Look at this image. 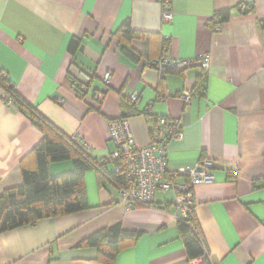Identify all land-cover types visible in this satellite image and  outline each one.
I'll list each match as a JSON object with an SVG mask.
<instances>
[{
	"label": "crops",
	"instance_id": "crops-1",
	"mask_svg": "<svg viewBox=\"0 0 264 264\" xmlns=\"http://www.w3.org/2000/svg\"><path fill=\"white\" fill-rule=\"evenodd\" d=\"M161 1L0 0V71L96 159L116 149L113 119L129 117L140 147L152 142L158 117L180 119L185 137L169 145L171 168L201 160L214 165L215 179L193 189L192 213L210 256L202 264H264V188H253L264 177V0H172L169 24L162 21ZM222 11H230V19L214 32L209 21ZM128 20L134 30L169 40L163 55L171 59L209 54L204 92L193 94L203 74L199 65L161 76L147 65L151 60L126 54L116 31ZM73 38L81 43L71 51ZM132 48L142 55L144 44L133 40ZM108 70L114 74L105 85ZM80 71L93 74L85 95L75 84ZM100 91L104 98L97 101ZM135 91L137 106L130 100ZM183 91L192 92L191 104L179 98ZM4 93L0 87V194L23 184L21 161L43 139L21 106L5 103ZM73 169L71 161L50 166L53 177ZM105 171L85 174L88 210L0 234V264H102L96 248L77 246L116 224L142 235L115 264H189L178 226L187 214L174 192L158 190L151 205L129 208L107 175L114 163Z\"/></svg>",
	"mask_w": 264,
	"mask_h": 264
},
{
	"label": "trees",
	"instance_id": "trees-1",
	"mask_svg": "<svg viewBox=\"0 0 264 264\" xmlns=\"http://www.w3.org/2000/svg\"><path fill=\"white\" fill-rule=\"evenodd\" d=\"M218 15L222 23L227 22L231 16L230 11H222ZM116 35L123 43V51L137 60L142 57L147 60L160 58L163 51L170 46V41L159 34L134 30L129 20L122 24ZM133 40L143 42L142 55L132 48ZM80 43L79 39L73 38L70 50L74 51ZM207 79L208 76L204 73L198 77L193 94L204 92ZM75 84L79 87L77 81ZM0 87L15 99L16 104L21 106L43 133V139L21 161L23 184L0 194V234L23 226L35 225L43 219L88 210L90 205L85 174L93 169L106 174V165L99 166L98 159L91 157L73 137L61 131L27 102L2 71ZM66 161L72 162L73 172L53 177L50 172L51 164ZM107 175L115 186L122 185L123 178L114 171ZM253 188H264V177L255 180ZM178 226L189 260L197 259L203 256L206 250L209 251L193 213L189 214L188 219L180 221ZM141 235L142 233L137 231H126L121 224H116L89 235L79 242L77 247L96 248L98 262L115 264L119 253L137 244Z\"/></svg>",
	"mask_w": 264,
	"mask_h": 264
},
{
	"label": "built area",
	"instance_id": "built-area-1",
	"mask_svg": "<svg viewBox=\"0 0 264 264\" xmlns=\"http://www.w3.org/2000/svg\"><path fill=\"white\" fill-rule=\"evenodd\" d=\"M161 4L162 21L164 24H169L174 17L172 0H162ZM240 9L248 12L250 7L247 4H241ZM209 26L214 32L221 31V17L216 14L210 19ZM147 65L157 70L161 76H165L169 71L182 70L192 65H199L203 73L207 75L210 71L211 58L209 54H201L191 59H171L164 54L160 58L148 61ZM113 74V70H108L103 75L105 85H109ZM92 82L93 74L86 71L79 72L77 83L80 95L89 92ZM178 96L187 105L191 104L194 98L190 91H183ZM103 98V91L96 93L97 101H102ZM4 100L9 107L17 106L15 99L7 92L4 93ZM130 100L137 106L140 94L135 91L130 95ZM109 129L116 149L107 157L98 159L97 164L105 166L114 163V173L123 178L122 185L117 187L127 207L151 205L158 190L163 193L172 191L176 202L185 209L188 219L189 214L193 212L194 187L213 181L215 174L213 162L210 160H201L192 166L171 168L168 158L169 145L172 141L180 142L185 137L180 119L158 117L156 129L152 133V142L144 147L137 145L129 117L111 120ZM74 140L87 150L88 147L81 139L75 137ZM181 178H186L187 181L178 182ZM209 261V251L206 250L203 256L189 260V264H202Z\"/></svg>",
	"mask_w": 264,
	"mask_h": 264
}]
</instances>
